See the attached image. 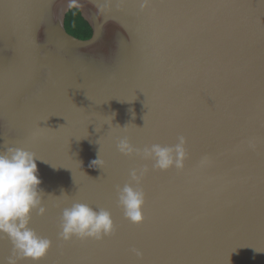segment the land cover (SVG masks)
Returning <instances> with one entry per match:
<instances>
[{"label":"water","instance_id":"water-1","mask_svg":"<svg viewBox=\"0 0 264 264\" xmlns=\"http://www.w3.org/2000/svg\"><path fill=\"white\" fill-rule=\"evenodd\" d=\"M58 1L0 0V148L45 161L47 211L29 227L52 241L39 262L18 264H264V0H72L52 17ZM71 6L92 24L90 39L66 30ZM108 28L125 45L107 92L81 91L61 65L43 89L53 51L90 48ZM180 136L182 169L117 149L125 137L142 153ZM98 153L103 169L90 166ZM140 168L144 220L133 224L117 187ZM77 202L107 209L113 233L60 239L62 210ZM12 254L0 234V264Z\"/></svg>","mask_w":264,"mask_h":264},{"label":"clouds","instance_id":"clouds-1","mask_svg":"<svg viewBox=\"0 0 264 264\" xmlns=\"http://www.w3.org/2000/svg\"><path fill=\"white\" fill-rule=\"evenodd\" d=\"M185 144V138L180 136L175 146L153 144L141 153L125 137L119 140L117 149L124 155L142 154L143 158L153 161L155 169L167 171L172 167L183 168L187 155ZM37 161L45 162L24 148H0V234L7 236L13 246L8 264H18V261L25 259L39 262L52 246L49 238L29 227L34 211L39 215L47 211L43 206L44 192L39 187L42 181ZM97 162L101 165L99 168L103 169L99 153L90 166L93 167ZM146 172L147 168L132 169L129 173L130 182L117 187L118 203L124 217L133 224H140L144 220L145 193L140 184ZM114 228L112 215L107 209L77 202L62 210L58 236L66 242L74 237L102 240L110 236ZM133 251L137 256L142 255L139 250Z\"/></svg>","mask_w":264,"mask_h":264},{"label":"bare ground","instance_id":"bare-ground-1","mask_svg":"<svg viewBox=\"0 0 264 264\" xmlns=\"http://www.w3.org/2000/svg\"><path fill=\"white\" fill-rule=\"evenodd\" d=\"M72 0H59L56 2L55 11L52 17L61 6ZM50 18L43 27V34L46 39L50 37ZM124 37L117 28H108L105 37L97 44L84 50L63 48L51 53L46 64V72L42 82L45 90H51L55 83L53 72L56 66H63L75 86L81 91L92 90L93 92H107L118 78L119 71L123 64ZM84 86L79 85V81Z\"/></svg>","mask_w":264,"mask_h":264},{"label":"trees","instance_id":"trees-1","mask_svg":"<svg viewBox=\"0 0 264 264\" xmlns=\"http://www.w3.org/2000/svg\"><path fill=\"white\" fill-rule=\"evenodd\" d=\"M65 28L73 36L86 40L93 36L94 28L90 21L84 17L77 6H71L66 12Z\"/></svg>","mask_w":264,"mask_h":264}]
</instances>
